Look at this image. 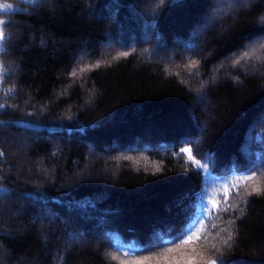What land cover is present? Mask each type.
Segmentation results:
<instances>
[{
  "label": "trees",
  "instance_id": "trees-1",
  "mask_svg": "<svg viewBox=\"0 0 264 264\" xmlns=\"http://www.w3.org/2000/svg\"><path fill=\"white\" fill-rule=\"evenodd\" d=\"M224 1L0 0V264H264V0Z\"/></svg>",
  "mask_w": 264,
  "mask_h": 264
},
{
  "label": "rangeland",
  "instance_id": "rangeland-1",
  "mask_svg": "<svg viewBox=\"0 0 264 264\" xmlns=\"http://www.w3.org/2000/svg\"><path fill=\"white\" fill-rule=\"evenodd\" d=\"M218 2L219 3H226V1H224V0H218ZM49 3H51V2L49 1ZM232 19H235V17L232 16ZM161 46L163 47L162 44H161ZM248 46H249L248 48L250 49L249 53L253 54V55L256 54L260 50L263 51V49H264L263 42L260 39H258V38L254 39L251 42V44L248 45ZM106 48L110 49V46H107ZM164 53H165V51L160 49L158 55L162 56ZM77 62H80V59H77ZM224 69H225V67L223 68V70ZM85 95H86V97H85V100H84V105L87 106V107H93L97 96L96 95H92L89 91H86ZM198 104H199L201 110L204 111L205 116L210 117L211 116V114L209 112L210 101H208V100L203 98V99L199 100ZM250 140H251V138L249 139V137H247L246 142H245L246 143L245 145L246 146L248 145V149H250V146H251ZM108 152H109L108 150H105L104 154L106 155V154H108ZM91 156H92L93 160L88 162V164L85 167L84 171L80 172V174L78 175V178L79 179H95L96 180V179H101V178H104L105 176L110 175L112 177V179H113V182L115 183L114 179H116V177H115V175H111L113 170L109 166H106V164H102V166L98 170H95V169L93 170V165H94V162L96 160V158H95L96 157L95 150L91 151ZM247 156L251 157L252 154H250V153L248 154L247 153ZM17 170H18V172L19 171L21 172L22 168L21 167L20 168L17 167ZM24 170L27 173H30L31 172V167H25ZM259 182H260V180L257 179L252 185L253 186H257ZM250 186L246 185L244 188H247V187L250 188ZM243 190H244L243 188L240 189V192L237 195L233 194L232 192H231L230 195H227L226 196V203L224 204L223 210L219 211V214L213 218L214 222H212L211 224H208L206 234L208 236H211V240L212 241L217 239V238H215V233H218L220 230L225 229L226 226L224 225V221L223 220H224V218H226V215L230 214L232 211H234L238 207L240 199L243 197V194H244ZM169 225H170V226H168L169 228H173L171 223ZM1 226H2L4 231L7 230V224L2 223ZM68 239L70 241L71 240H73V241L85 240L84 236H82V235H80V237H76V238H70L69 237ZM212 246H214V247L210 246L212 248V250L217 251L218 247H216L215 245H212ZM191 252H193V251H191ZM147 255H148V253H147ZM116 258H117V260L120 263L125 264L126 260L124 259V257L118 256ZM33 264H36V261H34Z\"/></svg>",
  "mask_w": 264,
  "mask_h": 264
},
{
  "label": "snow or ice",
  "instance_id": "snow-or-ice-1",
  "mask_svg": "<svg viewBox=\"0 0 264 264\" xmlns=\"http://www.w3.org/2000/svg\"><path fill=\"white\" fill-rule=\"evenodd\" d=\"M38 2H39V0H27V3H29V4H35ZM11 8H12V5H7L6 8L0 7V12L5 11L6 9L10 10ZM5 24H6V21L3 19H0V52L4 51L3 45H4V42L8 39V37L6 35L5 27H4ZM245 55H247V53H245ZM236 62L239 63V61H236ZM71 75H73V76L76 75L75 70H73ZM3 107H4V105L0 104V108H3ZM185 151H189V150L185 149ZM0 155H2V153H0ZM243 178L244 179H251L252 177H248L246 174H244ZM6 192H7V189H0V193H6ZM193 238L199 239V234L189 230V231L182 233L177 239L182 241L183 243L187 244V243H190L193 240ZM125 255H128V253L126 252ZM213 264H215V262H213Z\"/></svg>",
  "mask_w": 264,
  "mask_h": 264
}]
</instances>
